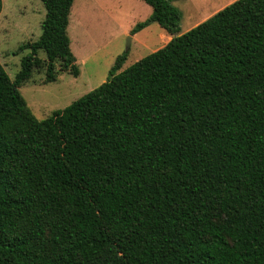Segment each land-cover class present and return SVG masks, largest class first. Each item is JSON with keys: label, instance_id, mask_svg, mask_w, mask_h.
I'll return each mask as SVG.
<instances>
[{"label": "trees", "instance_id": "trees-1", "mask_svg": "<svg viewBox=\"0 0 264 264\" xmlns=\"http://www.w3.org/2000/svg\"><path fill=\"white\" fill-rule=\"evenodd\" d=\"M74 1L41 0L14 80L0 63V264H264V0L185 34L174 0H143L132 35L157 23L168 44L38 120L34 71L80 75Z\"/></svg>", "mask_w": 264, "mask_h": 264}, {"label": "rangeland", "instance_id": "rangeland-1", "mask_svg": "<svg viewBox=\"0 0 264 264\" xmlns=\"http://www.w3.org/2000/svg\"><path fill=\"white\" fill-rule=\"evenodd\" d=\"M237 0H174L182 12L181 34H185ZM0 14V63L12 80L21 70L29 51H20L42 35L46 9L41 0H2ZM153 14L143 0H75L68 35L80 69L79 77L59 72L58 80L45 84L46 70H35L20 93L38 120H45L105 83L116 59L128 53L125 70L165 46L167 34L152 23L136 35L132 31ZM129 38L131 40L128 50ZM42 60L46 56L38 54ZM59 69V67L57 68Z\"/></svg>", "mask_w": 264, "mask_h": 264}, {"label": "crops", "instance_id": "crops-1", "mask_svg": "<svg viewBox=\"0 0 264 264\" xmlns=\"http://www.w3.org/2000/svg\"><path fill=\"white\" fill-rule=\"evenodd\" d=\"M218 12H219V11H218ZM216 13H217V12H215L213 15H215ZM213 15H212V16H213ZM212 16H211V17H212ZM209 18H210V17H209ZM209 18H208V19H209ZM206 20H207V19H206ZM206 20H203V22L206 21ZM165 33H166V32H165ZM162 38H163V40H164L163 45H164V44H165V45L168 44V42L172 39L168 34H165V35L163 34V35H162Z\"/></svg>", "mask_w": 264, "mask_h": 264}, {"label": "water", "instance_id": "water-1", "mask_svg": "<svg viewBox=\"0 0 264 264\" xmlns=\"http://www.w3.org/2000/svg\"><path fill=\"white\" fill-rule=\"evenodd\" d=\"M131 40H132V38H129V42H128V50H127V51H129V50H130V46H131Z\"/></svg>", "mask_w": 264, "mask_h": 264}]
</instances>
